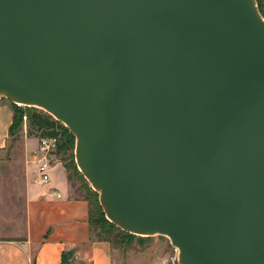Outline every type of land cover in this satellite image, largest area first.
Listing matches in <instances>:
<instances>
[{"label":"water","instance_id":"1","mask_svg":"<svg viewBox=\"0 0 264 264\" xmlns=\"http://www.w3.org/2000/svg\"><path fill=\"white\" fill-rule=\"evenodd\" d=\"M1 99L68 128L121 231L264 264L257 0H0Z\"/></svg>","mask_w":264,"mask_h":264},{"label":"crops","instance_id":"2","mask_svg":"<svg viewBox=\"0 0 264 264\" xmlns=\"http://www.w3.org/2000/svg\"><path fill=\"white\" fill-rule=\"evenodd\" d=\"M11 103L0 100V151H4L13 121ZM26 142V187L24 237H0V264H62L63 254L74 251L66 264H115L110 243L97 241L90 226V203L75 196L70 172L61 160L49 170L42 183L33 153L39 147Z\"/></svg>","mask_w":264,"mask_h":264},{"label":"rangeland","instance_id":"3","mask_svg":"<svg viewBox=\"0 0 264 264\" xmlns=\"http://www.w3.org/2000/svg\"><path fill=\"white\" fill-rule=\"evenodd\" d=\"M257 3L264 17V0H257ZM18 107L20 112L27 113V107ZM15 132L14 137L8 138L5 150L0 151V237L5 239L24 237L26 142L28 139H36V142L31 141V145H36L40 141L39 138L28 137L27 116L23 117ZM64 157L67 159L66 162L62 161ZM55 160H61L68 165L75 196L89 197L92 201L97 199L99 203L98 193L93 190L77 168L75 148L66 156H56ZM101 209L96 207L94 210H98V215L94 217L93 238L101 237L109 240L115 264H178V251L167 237L158 235L141 237L132 234H130L132 237H124L118 230H114L112 234L105 233L99 225V220L102 218L107 220Z\"/></svg>","mask_w":264,"mask_h":264},{"label":"trees","instance_id":"4","mask_svg":"<svg viewBox=\"0 0 264 264\" xmlns=\"http://www.w3.org/2000/svg\"><path fill=\"white\" fill-rule=\"evenodd\" d=\"M13 109V121L11 126L9 127V138L15 136V131L18 128V125L21 123V120L24 116H27L28 125H29V132L28 137H36L39 139H55L56 140V151L55 155H63L66 156L70 152H72L75 148V137L73 134L66 128L62 123L55 120L51 115L40 111L36 108H29L27 107V113L20 112V107L15 104H11ZM66 158L62 159L63 162H66ZM68 168V165H66ZM69 170V168H68ZM94 194V193H93ZM86 200L90 203V226L91 229L93 228L94 217L98 215V210L94 211L96 207L101 209L98 200H91L89 197H85ZM95 208V209H94ZM102 210V209H101ZM104 216V215H103ZM99 225L101 229L108 234H112L114 230H118L119 233L123 234V236L132 237V235L125 233L118 229L115 225L108 222L105 218L99 220ZM93 236V232H92ZM95 240L97 241H106L108 243L109 240L106 238L97 237ZM74 251H70L68 253L63 254V262L62 264H66L67 259L68 263L69 260L73 258Z\"/></svg>","mask_w":264,"mask_h":264},{"label":"built area","instance_id":"5","mask_svg":"<svg viewBox=\"0 0 264 264\" xmlns=\"http://www.w3.org/2000/svg\"><path fill=\"white\" fill-rule=\"evenodd\" d=\"M55 151L56 140L44 138L40 139L39 147L33 153V158L36 161L37 174L42 183H47L50 180L49 170L56 158Z\"/></svg>","mask_w":264,"mask_h":264}]
</instances>
